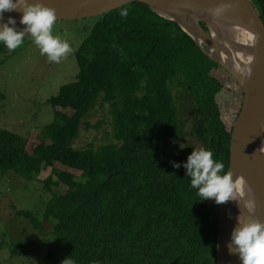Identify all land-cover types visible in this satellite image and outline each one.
I'll use <instances>...</instances> for the list:
<instances>
[{"label": "trees", "instance_id": "trees-1", "mask_svg": "<svg viewBox=\"0 0 264 264\" xmlns=\"http://www.w3.org/2000/svg\"><path fill=\"white\" fill-rule=\"evenodd\" d=\"M251 2L264 23V0ZM96 17L74 53L75 80L47 101L53 120L27 138L0 129L1 172L46 191L66 187L45 205L53 239L39 264H215L217 204L189 187L182 164L194 147H181L178 102L200 147L224 164L221 174L240 107L226 126L217 102L225 83L212 74L220 67L174 21L136 1ZM99 98L115 143L74 149Z\"/></svg>", "mask_w": 264, "mask_h": 264}, {"label": "rangeland", "instance_id": "rangeland-1", "mask_svg": "<svg viewBox=\"0 0 264 264\" xmlns=\"http://www.w3.org/2000/svg\"><path fill=\"white\" fill-rule=\"evenodd\" d=\"M96 19L92 16L54 22L51 34L67 41L72 49L59 63L48 62L28 37L18 49L0 52V94L3 95L0 97V129L27 138L53 120V108L47 101L57 95L61 86L75 80L78 68L74 53ZM223 70L215 68L212 74L225 83L217 102L224 112V124L228 126L230 117L234 118L239 110L241 97L237 84ZM100 103L99 98L82 120L72 143L74 149L115 143L107 105L100 106ZM178 104L183 135L181 147L185 149L193 145L200 148V142L191 134L188 107L184 102ZM48 173L49 168L42 170L38 179H43ZM65 189L64 185H58L46 191L41 181L26 180L11 170L0 171V264L40 263L43 246L53 239V222L43 218L45 205L52 191L63 192ZM17 211L30 212L32 218L19 216Z\"/></svg>", "mask_w": 264, "mask_h": 264}, {"label": "water", "instance_id": "water-1", "mask_svg": "<svg viewBox=\"0 0 264 264\" xmlns=\"http://www.w3.org/2000/svg\"><path fill=\"white\" fill-rule=\"evenodd\" d=\"M135 1L177 23L206 57L240 87L243 96L232 124L226 172L230 171L233 179L241 180L248 189L251 204L239 194V211L264 222V23L254 5L250 0H39L55 11V21L98 16ZM215 9H221L219 14H213ZM9 16L16 19V30L25 27L19 24L20 13L15 10L0 14V23ZM230 25L249 32L253 42L243 45L229 37L223 27ZM237 54H249L250 61L242 62L235 57ZM239 211L235 201L217 204L215 264H240L227 247L231 231L238 226Z\"/></svg>", "mask_w": 264, "mask_h": 264}, {"label": "clouds", "instance_id": "clouds-1", "mask_svg": "<svg viewBox=\"0 0 264 264\" xmlns=\"http://www.w3.org/2000/svg\"><path fill=\"white\" fill-rule=\"evenodd\" d=\"M14 10L20 13L19 24L25 27L16 30L17 21L11 16L0 23V44L8 52L18 49L27 33L39 54L45 56L50 63H59L71 53L72 49L67 41L51 34L56 20L53 9L42 5L39 0H0V14ZM220 11L221 9H215L213 14H219ZM120 15L126 16V10L121 11ZM180 166L173 164V167ZM182 166L189 178V187L195 190L199 200L211 199L216 204L235 201L239 211L241 182L236 177L233 179L230 171L221 174L224 164L213 159L211 150L194 148ZM237 225L230 233V243L227 245L229 254L236 255L240 264H264V222L239 211ZM62 264L71 262L65 258Z\"/></svg>", "mask_w": 264, "mask_h": 264}, {"label": "bare ground", "instance_id": "bare-ground-1", "mask_svg": "<svg viewBox=\"0 0 264 264\" xmlns=\"http://www.w3.org/2000/svg\"><path fill=\"white\" fill-rule=\"evenodd\" d=\"M223 31L227 33L229 37H231L235 41L242 43L243 45H250L253 42L252 35L240 27L233 25L224 26ZM235 57L241 59L242 62L244 63H248L250 61L249 54H237L235 55ZM263 151H264V146H263ZM239 181L241 182V180ZM240 194L246 199L247 204L250 205L251 201L249 200V192L246 185L243 182L240 183ZM231 215L232 214L229 211V216Z\"/></svg>", "mask_w": 264, "mask_h": 264}]
</instances>
